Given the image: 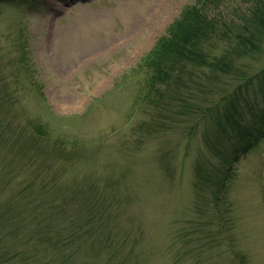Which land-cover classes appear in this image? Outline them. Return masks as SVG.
<instances>
[{"label":"rangeland","instance_id":"rangeland-1","mask_svg":"<svg viewBox=\"0 0 264 264\" xmlns=\"http://www.w3.org/2000/svg\"><path fill=\"white\" fill-rule=\"evenodd\" d=\"M190 1L0 4V95L5 94L0 102L11 105L0 113L19 117L22 125L41 123L49 143L71 140L77 154L61 160L66 170H59L60 176L80 185L92 182L105 192L118 233L112 245L121 250L117 257L110 247L99 251L98 241L92 243L95 235L82 240L76 230L68 231L67 245L64 236L54 238L61 247L56 243L38 259L18 255L2 264H66L60 259L63 250L70 264H240L236 254L244 256L242 264H264V138L237 161L224 214L207 196L210 188L205 187L204 198L195 195L201 136L214 133L208 123L143 125L159 114L138 98L140 60ZM225 5L229 14L240 8L238 0ZM263 66L264 54H255L244 70ZM17 136L10 133L0 143V205L25 174L11 173L3 185L11 157L5 150ZM72 209L71 221L83 214L77 204ZM48 220L51 232L61 234L65 221ZM4 225L0 222V229ZM14 238L9 251L24 239Z\"/></svg>","mask_w":264,"mask_h":264},{"label":"trees","instance_id":"trees-1","mask_svg":"<svg viewBox=\"0 0 264 264\" xmlns=\"http://www.w3.org/2000/svg\"><path fill=\"white\" fill-rule=\"evenodd\" d=\"M35 1L0 0V4ZM226 2L191 0L183 6L141 58L138 96L142 104L153 106L159 114L143 125L167 129L187 120H192V128L201 120L208 123L207 128L214 133L207 131L201 136L203 149L194 160L195 195L204 198L205 187L210 188L207 196L224 214L229 211L227 193L237 161L264 138V66L254 72L244 70L247 58L264 54V0H238L240 8L232 14L224 12ZM5 103L0 102V109L11 108ZM2 114L0 143L10 133L18 134L13 146L5 150L11 157L2 175L3 185L6 181L8 185L11 173L25 174L0 205V222L5 223L0 229V264L18 255L38 259L41 252L54 249L58 243L54 238L64 236L67 245L68 231L76 230L80 239L95 235L92 243L98 241L99 251L110 247L115 257L119 256L120 248L112 245L118 233L113 231L104 203L105 192L92 182L80 185L65 182L60 176L59 170H66L61 160L77 154L69 147L71 140L64 137L49 143L41 123L25 120L22 125L19 117ZM73 204L83 214H73L71 221L68 213L71 215ZM52 216L58 223L65 221L59 235L46 223ZM13 238L24 239L15 241L9 251ZM21 244L25 249L19 248ZM60 253L62 262L70 264V254ZM236 255L242 264L244 256Z\"/></svg>","mask_w":264,"mask_h":264}]
</instances>
